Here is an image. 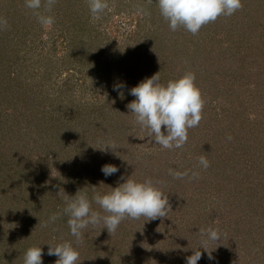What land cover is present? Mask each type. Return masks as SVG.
I'll return each instance as SVG.
<instances>
[{"label":"rangeland","instance_id":"1","mask_svg":"<svg viewBox=\"0 0 264 264\" xmlns=\"http://www.w3.org/2000/svg\"><path fill=\"white\" fill-rule=\"evenodd\" d=\"M81 1L82 15L91 16L87 0ZM107 3L90 27L73 30L65 0H56L50 12L41 8L54 17L52 25H41L25 0H0V19L6 21L0 29L23 59L10 70L0 64V88L31 80L48 87L34 104H15L9 90L0 91V235L11 242L0 253L17 247L18 256L9 257L15 264L23 262L19 245H36L43 249V264H55L47 244L71 241L80 264H186L200 247L198 264H264V0H242L233 15L218 17L195 35L170 30L156 0ZM41 64L49 65V75ZM157 72L161 83L194 73L204 102L199 126L188 129L180 149L154 144L126 107L135 99L129 90ZM119 82L126 84L123 98L112 90ZM56 113L58 127L57 118L51 119ZM201 156L209 161L207 169L199 165ZM104 164L119 168L109 176L110 187L122 183V176L151 179L167 196V216L125 218L115 233L90 225L82 242L70 235L66 215L44 227L65 206L56 194L60 188L90 197L94 187L107 188ZM169 169L188 175L176 179ZM76 170L81 180L70 177ZM53 204L55 210L41 220L33 217L35 205ZM2 210L11 212L7 222ZM208 228L220 232L217 243L201 236Z\"/></svg>","mask_w":264,"mask_h":264},{"label":"clouds","instance_id":"2","mask_svg":"<svg viewBox=\"0 0 264 264\" xmlns=\"http://www.w3.org/2000/svg\"><path fill=\"white\" fill-rule=\"evenodd\" d=\"M55 2L56 0H25V6L33 10L41 25H52L54 17L40 10L46 7L50 12ZM87 3L94 20L99 19L108 8L107 0H87ZM156 5L162 18L168 22L170 30L183 28L195 35L204 25L216 21L218 17L233 15L242 7V0H156ZM3 24H6V21L0 19V25ZM158 73L143 79L129 90V95L135 99L126 107L134 115L135 122L148 130V136L154 144L164 149H180L188 140V129L199 126L204 102L194 83V73H185L166 83H161ZM125 87L124 82L114 83L112 90L123 98L122 89ZM106 148L113 151L115 145L105 144L104 149ZM199 165L207 169L208 159L201 156ZM100 170L105 177L119 172V168L113 164H104ZM169 174L176 179L188 175L186 171L178 172L172 169H169ZM195 175L197 174L193 173V176ZM121 179L123 182L118 183L116 187L109 186L110 191H93L91 197L86 191L80 190L69 196L60 188L56 194L62 196L65 201L62 213L51 214L43 226L55 223L61 214L66 215L70 235L77 242H82L84 230L90 225L102 224V229L115 233L125 218L146 217V221H149L167 216V196L154 186L151 179L138 181L129 177L124 179L123 176ZM93 203L102 211L94 210ZM200 234L205 242L217 243L221 239L220 232L213 228L201 229ZM47 245V254L58 258L55 264H80L79 252L71 241ZM201 248L203 247L194 249V253L186 257V264H198L202 258L199 250ZM43 255L40 246H30L23 254V264H43ZM209 259H212L211 254Z\"/></svg>","mask_w":264,"mask_h":264},{"label":"trees","instance_id":"3","mask_svg":"<svg viewBox=\"0 0 264 264\" xmlns=\"http://www.w3.org/2000/svg\"><path fill=\"white\" fill-rule=\"evenodd\" d=\"M59 2V1H58ZM58 4V3H57ZM65 7H66V9H65V11L66 12H68L69 13V15H71L72 14V17L73 18H71V21L72 22H74L73 23V30H76L77 28H80V29H82V28H84V29H86V28H88V27H90V23L91 22H93V20L91 19V16L90 15H88V14H83L82 15V12H84L83 10L86 8V6H85V2H83V1H81V0H76V2H74V0H65ZM2 29H0V33H1V35H0V64L2 63L3 64V67L6 65V68L7 69H9L10 70V68H11V66L13 67V65H15V64H18L19 62H20V64L22 63L21 61L23 60L22 59V57H21V54H20V52H18V49L16 48V47H14V44H11L10 43V41L9 40H7V38L8 37H6L7 35H8V33H2V31H1ZM89 30V29H88ZM62 57V56H61ZM60 58H58L57 60H59ZM41 60L43 61V60H45V61H48V59L46 58V57H42L41 58ZM41 66L43 67V72H42V74H45V75H49L50 73H49V65H45V64H41ZM40 66V67H41ZM3 67L0 69V71L3 69ZM20 66H15V70H16V75H17V77H18V75L19 74H17V69L19 68ZM12 72V71H11ZM12 74H13V72H12ZM15 74V73H14ZM10 79H13V78H11L10 77ZM57 81V80H56ZM54 82V84L55 85H58V83L57 82ZM21 83V82H20ZM16 85L17 86H13V82H11V83H8L7 84V88H0V91L2 92V91H4V90H9V93L11 92L12 93V96H13V99H14V101H15V104L16 103H22V102H24V101H26L27 99H31L32 100V102H33V104H34V102H38L37 100L39 99V94H41L42 92H47L48 90V87H47V85H45L43 82H41V83H39V82H36V83H34V81H27V82H23V83H21V85L19 84V82L18 81H16ZM18 87V88H17ZM52 89H54V87H51ZM50 88V89H51ZM17 89V90H16ZM22 90H25V94L27 95L26 97L25 96H22L23 95V92H22ZM20 93H22V95L20 96ZM7 97H8V95H7ZM5 98V100H9L8 98ZM58 100V99H57ZM56 100V101H57ZM59 100H61V99H59ZM56 101H54V102H56ZM62 108L63 109H67L68 107H64V105H62ZM65 111V110H64ZM56 115H57V113H56ZM60 116V115H59ZM53 118H57L56 120H54V122H55V124L54 125H56L57 124V121H58V115L57 116H55V117H52L51 119H53ZM63 118L65 119L66 117L65 116H63ZM67 120H68V118H66ZM48 122V121H47ZM39 124H41L40 122H38ZM70 123V124H69ZM91 122H88L87 124H90ZM60 124L62 125V126H71V122L69 121L68 123H66L65 122V120H61L60 121ZM48 125H50V124H48L47 123V126ZM59 126V124H57V127ZM54 130L55 129H57V128H53ZM16 173H18V172H16ZM18 175H20V176H22L23 175V173H21V174H19L18 173ZM70 177H73L74 179H80L81 180V176H80V172H78V170H76V171H74L72 174H71V176ZM103 178V177H102ZM84 180V179H83ZM85 181V180H84ZM113 180H109V177H105L104 179H103V185L106 187L107 186V188L106 189H102V188H93V191H98V192H101V193H105V192H108V191H110V188H108L109 187V185H108V183H110L111 184V182H112ZM86 182V181H85ZM95 184H97V183H95ZM112 186V185H111ZM112 187H114V186H112ZM91 193V192H90ZM89 193V194H90ZM93 193H91V195H92ZM90 197V196H89ZM48 200V199H47ZM30 202L31 201H29L27 204H26V207L27 208H30L32 205H30ZM257 204H259V203H256V205H255V207H258V205ZM44 205V204H43ZM35 206H38V208H36V210H38L37 212H36V214L33 212V213H31V214H35L33 217H35V218H37V216L39 217H42L43 218V216H45L46 214V211H48V210H50V212H53L54 210H55V208L57 207L55 204H53V205H51V206H48L46 209L45 208H41L42 207V205H35ZM56 206V207H55ZM6 209H9L8 207H6ZM251 209H253V208H251ZM250 209V210H251ZM249 210V211H250ZM2 211H4L3 213H2V215H4L5 213H7L5 216L6 217H4L5 219H6V222L8 221V219H9V214L11 213L10 212V210H9V213H8V211H6V210H2ZM45 211V212H44ZM20 214L21 213H23L24 214V212H23V208H21L20 209ZM248 212V211H247ZM247 212H246V216L247 217H249V215H247ZM51 214V213H50ZM245 216V214H244V217H246ZM33 217H31V218H33ZM40 217H39V219H40ZM243 217V218H244ZM1 219V218H0ZM41 220V219H40ZM244 220H247V218H244ZM1 220H0V231H2V227H1ZM40 223V222H39ZM42 233H43V230L41 231ZM8 243H11V242H9L7 239H6V237L5 236H2V235H0V247L1 246H3V245H6V244H8ZM27 244V243H26ZM30 244V243H29ZM29 244H27L28 246H29ZM36 246V245H35ZM18 247H20V252H21V254L20 255H22V253L24 254V252H25V250L27 249L26 247H25V245H19ZM16 249H17V247L16 248H14V249H10V250H3V251H5V255H3L2 256V254L0 253V264H10L11 263V261H9V257L11 258V259H15L18 255H16L14 252L16 251ZM17 261H21V259L19 258ZM15 264H23V262L21 261V262H16Z\"/></svg>","mask_w":264,"mask_h":264}]
</instances>
